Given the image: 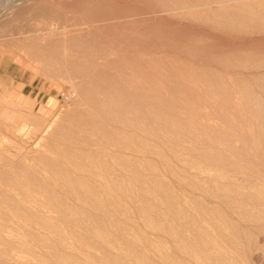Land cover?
Segmentation results:
<instances>
[{"label": "rangeland", "instance_id": "obj_1", "mask_svg": "<svg viewBox=\"0 0 264 264\" xmlns=\"http://www.w3.org/2000/svg\"><path fill=\"white\" fill-rule=\"evenodd\" d=\"M195 1L0 0V264H264V0Z\"/></svg>", "mask_w": 264, "mask_h": 264}, {"label": "bare ground", "instance_id": "obj_2", "mask_svg": "<svg viewBox=\"0 0 264 264\" xmlns=\"http://www.w3.org/2000/svg\"><path fill=\"white\" fill-rule=\"evenodd\" d=\"M222 0H196L194 6H207V7H216L220 5ZM250 1V0H249ZM223 2V1H222ZM240 2V1H239ZM190 5V4H189ZM222 5V4H221ZM203 8V7H201ZM200 9V8H199ZM188 10V9H187ZM82 33V32H81ZM65 53V52H64ZM108 53V52H106ZM124 53V52H123ZM242 53V52H241ZM83 55V54H82ZM102 57V56H101ZM112 58V57H111ZM107 59V58H106ZM107 61V60H106ZM110 61V60H109ZM114 61V60H113ZM112 63V62H111Z\"/></svg>", "mask_w": 264, "mask_h": 264}]
</instances>
